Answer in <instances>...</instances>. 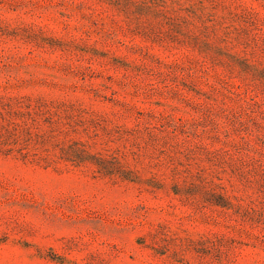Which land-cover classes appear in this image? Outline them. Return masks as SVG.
Here are the masks:
<instances>
[{
	"label": "rangeland",
	"instance_id": "374dc122",
	"mask_svg": "<svg viewBox=\"0 0 264 264\" xmlns=\"http://www.w3.org/2000/svg\"><path fill=\"white\" fill-rule=\"evenodd\" d=\"M0 264H264V0H0Z\"/></svg>",
	"mask_w": 264,
	"mask_h": 264
}]
</instances>
